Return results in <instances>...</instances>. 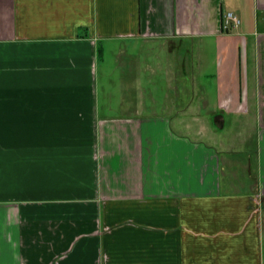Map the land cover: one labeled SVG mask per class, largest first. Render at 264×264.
I'll return each instance as SVG.
<instances>
[{
  "label": "crops",
  "instance_id": "1",
  "mask_svg": "<svg viewBox=\"0 0 264 264\" xmlns=\"http://www.w3.org/2000/svg\"><path fill=\"white\" fill-rule=\"evenodd\" d=\"M0 264H264V0H0Z\"/></svg>",
  "mask_w": 264,
  "mask_h": 264
},
{
  "label": "rangeland",
  "instance_id": "2",
  "mask_svg": "<svg viewBox=\"0 0 264 264\" xmlns=\"http://www.w3.org/2000/svg\"><path fill=\"white\" fill-rule=\"evenodd\" d=\"M119 45H123V44H118V42L116 43L114 40L113 41H108V42H105V41H101L97 46L98 47H100L101 48V53L103 52V53H105L104 54V58H105V55H106V53H115V51L117 50V46H119ZM131 49H134V50H136L137 52H141V54L142 53H148L149 51L150 52H152V51H158L159 49L156 47V48H153V46H151L150 47V45L148 44H144V45H139V47L137 48V45L135 46V45H129V44H127V45H123V51H125V52H128V51H132ZM100 52H98V54H99ZM102 53V54H103ZM102 54H100L99 55V60H98V63H99V70H98V73H99V76H98V81H99V83L101 84V82H103V84H104V79H106V77H108L107 78V84H108V86H109V88H110V90H108V91H112L113 92V90H114V88H115V78H114V74H115V71L113 70V72H111V74L109 75V76H106L104 73H102V59H101V55ZM108 57V56H107ZM128 58H129V60L130 61H133V60H131L132 59V56L130 55V54H128ZM136 58H138V59H140L139 57H137V56H135L133 59H136ZM144 58H146V56H144ZM109 63L111 62V61H108ZM113 62V61H112ZM146 62V60H136L134 63L135 64H133L134 65V68H135V66H136V68H137V66L139 65V67L138 68H141V69H143V68H145L144 67V64H146L145 63ZM129 69H130V71H131V68H130V66H129ZM100 72H101V74L103 75H101L100 76ZM188 73H189V77H188V80H189V84L191 85V84H194V83H196V80H195V77H194V75H193V73H194V69H190L189 68V70H188ZM133 76H134V78H135V74L134 75H131L130 77H129V81L133 78ZM136 77H137V73H136ZM143 77H141V79H142ZM158 78L156 77L155 79H154V82H156V80H157ZM174 79V78H173ZM145 80H147V79H145ZM172 83H174V81L172 80ZM101 89H103L102 88V84H101V88H100V94H101ZM131 87H129L128 88V86L126 87V89L124 90V92H126V93H128L130 96L132 95V93L134 94V95H139V92H138V94H137V92H132L131 91ZM142 89H144V90H142L141 92H140V95H142L141 97H143V100L144 99H146L147 98V95L150 93H152V92H148V90H146V85H143V88ZM112 92H109V94L111 95V97H114V99H115V96L114 95H116L114 92L112 93ZM112 93V94H111ZM158 94H163V93H158ZM166 94H169L168 92H166ZM171 95V97H173V93H171L170 94Z\"/></svg>",
  "mask_w": 264,
  "mask_h": 264
},
{
  "label": "built area",
  "instance_id": "3",
  "mask_svg": "<svg viewBox=\"0 0 264 264\" xmlns=\"http://www.w3.org/2000/svg\"><path fill=\"white\" fill-rule=\"evenodd\" d=\"M239 23H240V19L234 12L226 11L224 13L222 19L223 30H228L229 28L239 25Z\"/></svg>",
  "mask_w": 264,
  "mask_h": 264
},
{
  "label": "trees",
  "instance_id": "4",
  "mask_svg": "<svg viewBox=\"0 0 264 264\" xmlns=\"http://www.w3.org/2000/svg\"><path fill=\"white\" fill-rule=\"evenodd\" d=\"M98 52H100V53H101V49H100V48H98Z\"/></svg>",
  "mask_w": 264,
  "mask_h": 264
}]
</instances>
